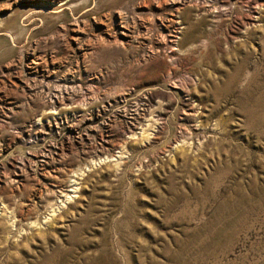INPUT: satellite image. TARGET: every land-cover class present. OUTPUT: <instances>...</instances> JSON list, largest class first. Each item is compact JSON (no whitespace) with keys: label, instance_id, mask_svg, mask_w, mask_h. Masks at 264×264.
I'll return each instance as SVG.
<instances>
[{"label":"rangeland","instance_id":"obj_1","mask_svg":"<svg viewBox=\"0 0 264 264\" xmlns=\"http://www.w3.org/2000/svg\"><path fill=\"white\" fill-rule=\"evenodd\" d=\"M0 264H264V0H0Z\"/></svg>","mask_w":264,"mask_h":264},{"label":"bare ground","instance_id":"obj_2","mask_svg":"<svg viewBox=\"0 0 264 264\" xmlns=\"http://www.w3.org/2000/svg\"><path fill=\"white\" fill-rule=\"evenodd\" d=\"M74 184H76V182H74ZM71 186H73V185H71ZM73 189L75 190V189H77V188L73 186L72 189H70V190H68V191H73ZM66 196H67L68 198H69V197L72 198V195H69V194L67 195V194H66Z\"/></svg>","mask_w":264,"mask_h":264}]
</instances>
